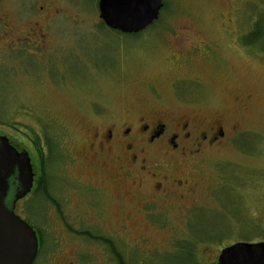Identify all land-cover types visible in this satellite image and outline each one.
<instances>
[{
    "label": "rangeland",
    "instance_id": "rangeland-1",
    "mask_svg": "<svg viewBox=\"0 0 264 264\" xmlns=\"http://www.w3.org/2000/svg\"><path fill=\"white\" fill-rule=\"evenodd\" d=\"M163 2L159 23L130 37L116 35L95 22L96 0L64 1L62 7L75 23L62 25L63 37L54 35L55 49L65 50L58 63L66 75L63 94L56 90L55 101H20L31 98L32 85L17 73L0 72V137L30 154L21 145L24 139L10 126H27L29 112L49 104L53 114L69 121L68 140L75 151L91 108L106 107L117 115L130 109L139 114L142 101L165 105L162 108L175 119L222 121L227 138L231 128L244 132L211 154L209 163L191 175L202 188L192 197L196 210L186 219L173 214L161 232L143 223L137 231L120 234L122 239L116 244L128 264H216L226 247L264 242V0ZM256 23L258 29H254ZM33 65L29 62L27 70L35 71ZM40 125L56 130L53 122ZM51 157L45 169L49 189L55 188V179L72 182L91 174L81 173L79 166L62 169V160ZM32 171L37 174L34 166ZM66 195L63 192L61 198ZM107 195L109 200L121 196ZM44 199L31 194L21 202L18 215L40 228L47 249L59 238L69 243L67 231ZM71 199L65 208L79 210L77 198ZM102 205H107L105 199ZM111 205L109 221L114 222L119 209ZM129 214L120 215L119 220L122 224L129 218L124 225L131 230L136 220L130 222ZM91 222L96 221L91 218ZM140 235L149 239V250L135 246ZM89 239L83 250L88 253L87 264H105L104 241Z\"/></svg>",
    "mask_w": 264,
    "mask_h": 264
},
{
    "label": "flooded vegetation",
    "instance_id": "flooded-vegetation-1",
    "mask_svg": "<svg viewBox=\"0 0 264 264\" xmlns=\"http://www.w3.org/2000/svg\"><path fill=\"white\" fill-rule=\"evenodd\" d=\"M64 1L68 4L69 0H0V72L17 73L33 87L31 98H19L20 101H55L57 98L52 95L65 88L66 75L58 64L65 50H56L53 44L54 35L63 37L66 34L61 30L62 25L75 23L62 7ZM98 2L96 0L94 8L98 13L95 22L116 35L130 37H137L159 23L164 9L161 0L162 8L157 20L139 33L122 34L104 25L99 17ZM29 62L36 64L33 65L35 71L27 70L31 67ZM178 80L173 82L174 87ZM152 96L154 98V94ZM138 106L139 114H133L129 109L122 115L106 107L91 108L84 122L86 131L80 143H76L79 145L75 151L71 140H68L69 121L53 114L52 105L46 104L42 110L38 105L32 114L29 112L30 123L20 125L22 130L10 126L13 133L24 139L20 140L21 145L29 149L30 154L10 140L9 145L18 153L27 154L32 170L33 166L37 170L36 175L33 172L32 189L16 203L15 214L22 212L20 204L31 194H47L44 200L48 201L50 212L60 220L68 234L69 243L59 238L58 243L53 242L54 246L47 249L40 228L28 224L38 241L33 264H87L88 253L83 250L88 238L95 242L104 241L102 256L105 264H128L116 248L122 239L120 234L137 231L144 226L143 223L147 228L161 232L165 221L169 222L173 214L186 219L196 210L191 199L202 188L191 175L199 170V166L209 163L211 154H216L227 143H234L244 133L231 128L232 133L227 138L222 121L198 123L191 117L175 119L162 108L165 105H149L147 101L140 102ZM45 121L54 123L57 135L56 130L41 127L40 123ZM51 156L62 160L58 161L62 169L79 166L81 173L89 171V178L72 182L66 178L55 179V188L49 189L46 172L42 173V170L48 166ZM63 192L67 193L64 199L61 198ZM109 193H120L121 196L109 200L106 197ZM71 197L77 198L79 210L65 208L72 202ZM103 199L106 200L105 207ZM111 203L119 209L114 222L109 221ZM127 212L132 216L130 222L136 220L131 230L124 225L129 218H124L122 224L119 220L120 215ZM91 218L96 222L90 223ZM135 246L147 251L150 249L149 239L140 235L135 238ZM65 249L69 250L68 254Z\"/></svg>",
    "mask_w": 264,
    "mask_h": 264
},
{
    "label": "water",
    "instance_id": "water-1",
    "mask_svg": "<svg viewBox=\"0 0 264 264\" xmlns=\"http://www.w3.org/2000/svg\"><path fill=\"white\" fill-rule=\"evenodd\" d=\"M161 0H99L104 25L122 34H136L157 20ZM27 154L18 153L0 137V264H33L38 241L35 231L14 213L16 203L33 186ZM216 264H264V242L236 243L223 249Z\"/></svg>",
    "mask_w": 264,
    "mask_h": 264
},
{
    "label": "trees",
    "instance_id": "trees-1",
    "mask_svg": "<svg viewBox=\"0 0 264 264\" xmlns=\"http://www.w3.org/2000/svg\"><path fill=\"white\" fill-rule=\"evenodd\" d=\"M259 26H260V24H259V23H256L255 26H254V29H258ZM1 123H2V122H0V124H1ZM44 170H45V169L42 170V173H44ZM42 176H45V174H42ZM42 178H43V177H42ZM42 183H43V182H42ZM43 184H44V183H43ZM39 187H40V189H41V188H42V184H41V186H39ZM43 188H44V187H43ZM45 189H46V188H45ZM44 193H45V192H44ZM42 197H43V198H44V197L46 198V197H47V194H46V195H42Z\"/></svg>",
    "mask_w": 264,
    "mask_h": 264
}]
</instances>
